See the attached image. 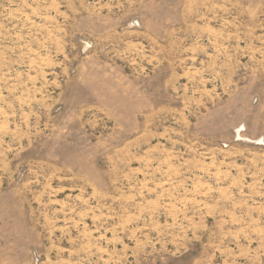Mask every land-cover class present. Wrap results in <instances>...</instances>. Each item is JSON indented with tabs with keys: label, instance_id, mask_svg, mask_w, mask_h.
<instances>
[{
	"label": "rangeland",
	"instance_id": "obj_1",
	"mask_svg": "<svg viewBox=\"0 0 264 264\" xmlns=\"http://www.w3.org/2000/svg\"><path fill=\"white\" fill-rule=\"evenodd\" d=\"M0 264H264V0H0Z\"/></svg>",
	"mask_w": 264,
	"mask_h": 264
}]
</instances>
